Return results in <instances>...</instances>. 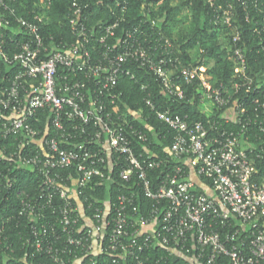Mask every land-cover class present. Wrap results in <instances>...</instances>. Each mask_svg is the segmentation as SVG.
Returning a JSON list of instances; mask_svg holds the SVG:
<instances>
[{"label": "built area", "instance_id": "obj_1", "mask_svg": "<svg viewBox=\"0 0 264 264\" xmlns=\"http://www.w3.org/2000/svg\"><path fill=\"white\" fill-rule=\"evenodd\" d=\"M68 1L70 40L42 33L41 12L52 0H38L34 19L0 0L9 13L0 15V30L7 29L0 32V78L2 64L18 66L0 87V137L14 135L17 144L0 145V185L12 187L9 175L17 169L39 177L33 193H18L27 220L26 253L10 264H264V182L256 179L257 160L264 158V91L247 71L245 48H235L237 72L229 92L208 80L204 61L182 63L173 41L157 33L150 9L138 25L123 27L128 1L98 0L110 16L91 25V1ZM209 1L216 22L232 28L237 44L244 34L235 4ZM237 1L264 13V0ZM254 33L264 50V15ZM127 63L147 69L178 99L186 97V85L200 81L207 121L159 110L148 93L146 103L174 133L165 157L137 153L133 146V139H150L119 105L121 75L135 77ZM208 105L233 106L236 127L213 118ZM39 112L47 114L46 129L39 126ZM169 162L174 168L154 189L149 171ZM115 168L127 191L103 206L90 201L87 190L113 179ZM140 192L154 201L150 209L142 210ZM159 248L166 255L146 253ZM103 254L111 258L99 259Z\"/></svg>", "mask_w": 264, "mask_h": 264}, {"label": "trees", "instance_id": "obj_2", "mask_svg": "<svg viewBox=\"0 0 264 264\" xmlns=\"http://www.w3.org/2000/svg\"><path fill=\"white\" fill-rule=\"evenodd\" d=\"M90 1L89 13L91 15L89 24H95L100 18L105 20L109 18L110 15L106 9V3L112 2L115 5V2L105 0V4H100L98 0ZM120 1L126 2V0ZM127 1L129 4L128 13L123 27H135L144 19V12L150 9L153 18L157 21V33H165L173 41L182 63L196 65L204 61L207 66L204 73L208 80L215 86L224 84L230 90L229 92L234 91L232 85L235 79L234 74L237 72L235 48L238 46L244 47L248 61L247 71L254 78L255 85L259 84L264 91V50L259 45V35L254 33L255 21L261 19L264 15L259 9L251 6L249 10H246L237 0H217L224 4L231 1L235 4L238 15L236 24L241 26L244 34L243 39L237 44L233 43L232 37L229 44H227L222 35L218 33V29L220 27L230 28V26L216 22L215 6H212L209 0ZM160 1L162 2L159 4ZM5 3L9 8H16L17 14L34 19L33 11L37 9L36 4L38 0H5ZM5 7L0 6V15L8 17L9 13ZM183 8H188L189 12L181 16ZM70 12L68 0H52V3L47 4L46 9L41 12V15L44 17L41 22L44 36L49 37L50 35H54L58 39L65 38L70 40ZM248 14L252 16L250 21L246 19ZM186 21L188 23H185L183 31H178L177 25ZM260 25L262 24L260 23ZM149 28V24H144L143 29L145 31ZM6 30L2 28L0 32H6ZM5 36L8 39L9 34ZM194 50H197V57H194ZM17 67L15 64L13 68L12 66L2 64L3 74L0 78V87L3 84H7L6 79L8 76H13L16 73ZM125 68H130L135 77L132 78L125 73L121 75L116 90L121 94L119 105L136 127L147 133L150 139V143L133 139V146L137 153L142 152L145 155L156 153L158 157H165L168 148L171 146L174 134L165 123L157 118L156 112L152 111L146 103L149 92L153 94V99L159 110L171 108L174 115H188L190 122L208 120L203 109L201 100L202 91L199 80H195L193 83L186 85V97L184 99H178L168 95L162 89L157 77L147 69L138 67L133 63H127ZM146 85L147 87H144ZM228 107L216 109L212 117L221 118V112ZM139 112L142 114V119L136 117ZM39 116L43 119L42 124H39V126L46 129L49 126L47 124V114L39 112ZM222 120H225V118H222ZM33 124L36 125V122H33ZM226 126L236 127V124L231 122ZM50 134H56L52 127L50 128ZM15 138L16 136L14 135L9 139L0 137V145H8L12 149L17 146ZM251 140L256 141L254 136L251 137ZM147 148L148 151H146ZM174 164L169 162L166 166L149 171L154 189L158 188L166 173L174 168ZM0 166L4 167V163L0 162ZM257 166L259 173L256 175V179L264 182V158L257 160ZM118 171V168H115L111 172L110 176H113V179L109 182L98 185L94 190H87V196L90 201L103 206L107 200L111 202L115 201L120 191H127L126 185L119 178ZM9 176H11L13 186L5 187L4 183L0 185V264H10L14 259L26 253V250L23 251L22 249V237L25 233L24 229L27 225V220L20 215L21 200L18 193L22 190L33 193L39 181V177L36 176L35 172L26 168L12 171ZM14 176H16L15 179H13ZM137 199L141 204L142 210L150 209L154 203L153 200L149 199L142 192L139 193ZM11 247L15 248L14 253L11 251ZM146 253L154 258L166 255V250L163 248L151 249ZM103 257L106 256L104 254L98 256L99 259ZM10 258L11 260L8 261Z\"/></svg>", "mask_w": 264, "mask_h": 264}, {"label": "rangeland", "instance_id": "obj_3", "mask_svg": "<svg viewBox=\"0 0 264 264\" xmlns=\"http://www.w3.org/2000/svg\"><path fill=\"white\" fill-rule=\"evenodd\" d=\"M187 12H189V9H188V8H183L182 13H181V16H182L184 13H187ZM181 16H180V17H181ZM185 23H188V21L183 22V23H182V22L179 23V24L177 25V30H178V31H183ZM232 32H233L232 28L220 27V28L218 29V33L222 35L224 41H225L227 44H229V42H230V40H231ZM196 51H197V50H194V51H193L194 57H197V55H198V54L196 53ZM208 106H209L208 109L213 110V111L216 110V109H214V107H212L211 105H208ZM203 108H204V106H203Z\"/></svg>", "mask_w": 264, "mask_h": 264}, {"label": "crops", "instance_id": "obj_4", "mask_svg": "<svg viewBox=\"0 0 264 264\" xmlns=\"http://www.w3.org/2000/svg\"><path fill=\"white\" fill-rule=\"evenodd\" d=\"M207 113V112H206ZM208 113H211V114H213V113H215V111H208ZM223 118H226V119H229V121H231V122H234V120L236 119V112H235V109H234V107L233 106H229L228 108H226V109H224L222 112H221V114H220ZM243 145L244 146H246V143H244V140H243ZM193 176H192V178L193 179H197V177L194 175V174H192Z\"/></svg>", "mask_w": 264, "mask_h": 264}]
</instances>
